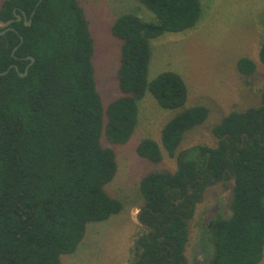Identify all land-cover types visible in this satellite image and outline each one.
<instances>
[{
  "label": "trees",
  "instance_id": "16d2710c",
  "mask_svg": "<svg viewBox=\"0 0 264 264\" xmlns=\"http://www.w3.org/2000/svg\"><path fill=\"white\" fill-rule=\"evenodd\" d=\"M138 1L156 21L125 14L113 24L112 35L122 41L120 94L107 107L97 89L95 43L79 0L2 3L0 20L15 21L12 30L0 28L5 31L0 35V264H62L61 256L77 250L89 223L107 221L123 209L105 189L117 163L103 138L130 139L137 101L147 91L164 109L186 104L188 89L179 74L167 71L148 80L150 42L191 29L200 0ZM260 61L264 64V29ZM238 69L250 75L256 65L242 58ZM207 117V108L197 106L163 128V147L177 169L141 180L140 221L150 231L143 227L131 264H185L197 205L210 185L229 180L231 216H215L203 232L215 249L212 262L263 260L264 89L258 107L231 112L212 129L214 147L178 152L184 135ZM137 153L153 163L163 160L152 139L143 140Z\"/></svg>",
  "mask_w": 264,
  "mask_h": 264
},
{
  "label": "rangeland",
  "instance_id": "374dc122",
  "mask_svg": "<svg viewBox=\"0 0 264 264\" xmlns=\"http://www.w3.org/2000/svg\"><path fill=\"white\" fill-rule=\"evenodd\" d=\"M4 1L0 0V8ZM79 3L94 39L95 79L107 107L120 94L118 68L122 41L112 35L113 24L125 14L136 15L144 22H155L156 16L138 0H79ZM200 3L199 19L191 29L164 33L150 42L148 80L167 71L179 74L188 89L186 104L164 109L147 91L137 101V124L130 139L126 143H110L103 138V146L113 152L117 163V173L105 189L121 201L123 209L107 221L89 223L77 250L61 256L62 264H131L135 242L146 232L136 219L145 205L141 180L153 173L173 174L177 169L175 159L168 156L161 140L162 130L171 120L193 107L207 108L206 121L184 135L177 151L195 145L214 147L217 141L212 129L217 124L231 112L261 104L264 0H200ZM242 58L255 63L252 74L239 71L238 62ZM145 139L159 144L161 162L153 163L139 156L138 145ZM233 184L229 180L210 185L204 200L197 205L185 253L189 264H213L215 249L204 239L203 232L215 216H231ZM259 264H264V257Z\"/></svg>",
  "mask_w": 264,
  "mask_h": 264
},
{
  "label": "water",
  "instance_id": "95a60500",
  "mask_svg": "<svg viewBox=\"0 0 264 264\" xmlns=\"http://www.w3.org/2000/svg\"><path fill=\"white\" fill-rule=\"evenodd\" d=\"M24 16H25V14H23ZM15 17H16V20L17 21H20L21 19H22V16L21 15H18V14H15ZM14 21L15 20H9V21H2V20H0V28H7V30H12L13 28H11L10 26H11V24L12 23H14ZM31 24V20H28V21H26V25H30ZM5 33V31H0V35H3ZM29 59L31 60V63H30V65H32L33 63H34V58H32V57H29ZM27 69H28V67H27ZM27 69H26V71H25V73L24 74H20V76H26V74H27ZM1 74V73H0ZM140 213H141V210H139L138 211V213H137V215H136V219H137V221L143 226V227H146L147 229H148V233H149V231H150V227L149 226H147V225H145L144 223H141V221H140Z\"/></svg>",
  "mask_w": 264,
  "mask_h": 264
},
{
  "label": "flooded vegetation",
  "instance_id": "af4514ba",
  "mask_svg": "<svg viewBox=\"0 0 264 264\" xmlns=\"http://www.w3.org/2000/svg\"><path fill=\"white\" fill-rule=\"evenodd\" d=\"M212 223L209 224V227L211 226ZM197 249V248H196ZM185 264H189V260L188 258L186 257V263Z\"/></svg>",
  "mask_w": 264,
  "mask_h": 264
}]
</instances>
